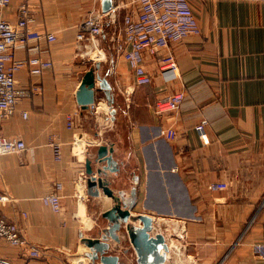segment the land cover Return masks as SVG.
I'll return each instance as SVG.
<instances>
[{
    "label": "crops",
    "instance_id": "obj_1",
    "mask_svg": "<svg viewBox=\"0 0 264 264\" xmlns=\"http://www.w3.org/2000/svg\"><path fill=\"white\" fill-rule=\"evenodd\" d=\"M22 1L11 0L0 17L14 20ZM126 1L114 0L109 16L102 12L101 0H27L35 28L55 39L19 45L15 55L38 53L53 66L36 79L26 68L16 73L20 95L0 134L8 140L22 138L27 147L0 156V190L12 197L0 209L39 248V255L0 240V256L11 264H96L80 250V233L97 236L106 225L101 217L106 198L90 197L85 186V160L94 164L93 140L99 139L113 144L120 163L122 181L113 183L115 188H128L131 175L138 177L132 210L154 215L169 231L168 237L162 232L167 241L177 238L184 245L176 251L181 260L170 249L171 262L189 258L190 264H264L263 252L253 248L264 237V0H189L199 33L171 45L178 82L164 84L153 55L145 53L144 66L152 79L145 85L135 83L124 55L113 50ZM97 13L102 14V34L78 41L80 24ZM95 41L100 58L80 53ZM96 62L111 85L115 109L114 119L107 117L101 124L98 109L107 113L108 106L103 90L95 89L88 109L75 99L83 73ZM34 80L42 87L40 93L22 90ZM175 86L184 89L182 121L167 139L153 104ZM68 115L72 128L66 126ZM201 118L207 120L203 141L194 129ZM50 137L61 144L60 160L54 159ZM216 179L226 187L209 189ZM56 182L62 184L59 211L41 200ZM151 183L165 209L161 218L151 209ZM120 238L111 242L110 250L128 249L123 256L135 264L128 242Z\"/></svg>",
    "mask_w": 264,
    "mask_h": 264
},
{
    "label": "built area",
    "instance_id": "obj_2",
    "mask_svg": "<svg viewBox=\"0 0 264 264\" xmlns=\"http://www.w3.org/2000/svg\"><path fill=\"white\" fill-rule=\"evenodd\" d=\"M11 0H0V10L9 7ZM126 11L122 16L120 32L113 41V50L122 53L135 75L137 85L151 82V75L144 66V54L153 55L157 71L164 84L177 83L180 77L177 61L171 45L190 34L199 33V27L189 0H128L124 3ZM113 9V8H112ZM111 9V10H112ZM101 13L90 14L76 35L78 41H85L100 36L103 32ZM45 39L52 41L55 36L35 28V17L31 6L24 0L16 6L14 20L0 17V126L3 121L13 115L20 92L17 87L16 73L26 68L33 78L42 76L45 70L53 66V62L40 54H30L25 58L15 55L19 45L31 41ZM28 94L40 93L41 85L37 80L22 88ZM184 97V89L175 86L170 92L158 97L153 104L154 114L160 118L161 134L172 139L176 127L181 123L180 104ZM23 117L27 116L22 111ZM72 116H66V126L72 128ZM207 120L201 118L194 129L200 139L206 138ZM54 159H61V144L52 137L48 139ZM27 145L22 138L5 139L0 134V156L20 153ZM226 183L216 179L209 183V189H222ZM62 184L56 182L53 188L41 197L42 202L53 211L61 208ZM12 197L0 190V205L11 201ZM181 236V234H180ZM0 240L23 248L32 256L39 255V248L30 243L21 233L14 220L7 218L0 209ZM253 248L261 250L260 258L264 259V237L253 243ZM0 264H11L7 257L0 256Z\"/></svg>",
    "mask_w": 264,
    "mask_h": 264
},
{
    "label": "water",
    "instance_id": "obj_3",
    "mask_svg": "<svg viewBox=\"0 0 264 264\" xmlns=\"http://www.w3.org/2000/svg\"><path fill=\"white\" fill-rule=\"evenodd\" d=\"M114 7V0H101L102 12H110ZM111 13V12H110ZM109 13V16H111ZM100 64L96 62L94 67L88 68L82 75L80 83L75 91V99L82 109H88L95 100V89L104 91L107 98V113L98 109V122L103 123L107 117L114 119L115 109L112 107L111 85L99 73ZM91 160H85L86 193L90 197H103L104 203L101 217L106 220V225L101 228L97 236H85L80 233V250L87 259L96 264H129L123 253H114L110 250L112 241L116 243L123 236L128 242L134 256L135 264H190L191 259L185 258L183 263H175L170 260V249L180 251L184 247L177 238L169 242L163 233L156 231L151 233L154 215L132 210L136 202V187L138 177L131 175V185L115 188L113 183H121L122 174L120 163L114 157L115 148L110 142H99ZM176 231V230H174Z\"/></svg>",
    "mask_w": 264,
    "mask_h": 264
},
{
    "label": "rangeland",
    "instance_id": "obj_4",
    "mask_svg": "<svg viewBox=\"0 0 264 264\" xmlns=\"http://www.w3.org/2000/svg\"><path fill=\"white\" fill-rule=\"evenodd\" d=\"M94 67V66H93ZM152 184V183H151ZM152 191H151V203L150 204H152V207H151V209L153 208V211L152 212H155L156 214H157V217L158 218H161L160 216V212H165V209H163V208H161V204H160V202H159V200L158 199H156V197H155V192H156V190H155V185L154 184H152V189H151ZM149 194V193H148ZM159 213V214H158ZM162 222V221H161ZM160 222V220H159V222H158V219L156 220V229H154L153 230V232L155 233L156 231H161V232H164V234H167V236L166 237H168V234H169V231L168 230H166L165 229V227L163 226V224ZM158 223V224H157ZM160 229V230H159ZM170 239V238H169ZM169 239H168V241H169ZM185 240L186 239H182V241H184L185 242ZM187 241V240H186ZM188 242V241H187ZM172 249V248H171ZM175 252V254H173L175 257H179V259L181 260V258H182V256L180 255V254H176V250L175 249H172V252ZM173 252V253H174ZM174 257V258H175ZM176 259V258H175ZM179 261V260H178Z\"/></svg>",
    "mask_w": 264,
    "mask_h": 264
},
{
    "label": "bare ground",
    "instance_id": "obj_5",
    "mask_svg": "<svg viewBox=\"0 0 264 264\" xmlns=\"http://www.w3.org/2000/svg\"><path fill=\"white\" fill-rule=\"evenodd\" d=\"M97 42L95 41L94 43L92 44H89V45H85L82 47L80 53L82 54H87V55H91L93 56L94 59L96 58H100L101 57V54H100V51L97 50ZM77 150V149H76ZM78 201V200H77ZM86 223L88 224V222L86 221ZM154 226L156 227V223H153ZM158 224V223H157ZM160 230V229H159ZM153 231V230H152ZM161 232V231H159ZM162 233V232H161ZM174 252V251H173ZM175 254V252H174ZM178 255V254H177ZM178 258V257H177ZM179 259V258H178ZM182 259V258H181ZM177 260V259H176Z\"/></svg>",
    "mask_w": 264,
    "mask_h": 264
}]
</instances>
